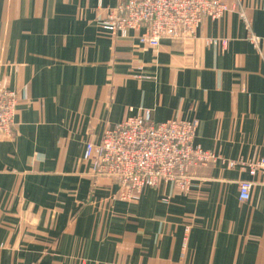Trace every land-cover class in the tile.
<instances>
[{"label":"crops","instance_id":"1","mask_svg":"<svg viewBox=\"0 0 264 264\" xmlns=\"http://www.w3.org/2000/svg\"><path fill=\"white\" fill-rule=\"evenodd\" d=\"M120 1L0 0V82L19 96L0 140V264H264V172L247 166L264 157V61L248 38H264V0L242 1L250 27L231 12L156 49L101 26ZM142 109L198 121L196 144L220 157L188 192L161 182L122 200L92 172L87 144Z\"/></svg>","mask_w":264,"mask_h":264},{"label":"built area","instance_id":"2","mask_svg":"<svg viewBox=\"0 0 264 264\" xmlns=\"http://www.w3.org/2000/svg\"><path fill=\"white\" fill-rule=\"evenodd\" d=\"M243 0H121L107 11L101 26L114 34L125 36L130 30H140L143 46L158 48L163 38L188 41L197 36L207 19H218L237 12L248 27ZM249 41L264 61V38L249 34ZM149 78V77H147ZM18 93L0 82V140L14 134ZM198 121L171 119L157 123L152 110L142 109L113 128L106 130L102 142L88 143L85 159L90 160L92 172L115 181L120 188L118 197L137 201L146 188L161 182L173 183L188 192L193 170L220 157L196 144ZM236 162H229L233 167ZM249 172H264V157L248 163ZM253 182L239 184V198H251Z\"/></svg>","mask_w":264,"mask_h":264},{"label":"rangeland","instance_id":"3","mask_svg":"<svg viewBox=\"0 0 264 264\" xmlns=\"http://www.w3.org/2000/svg\"><path fill=\"white\" fill-rule=\"evenodd\" d=\"M148 47H150V46H148ZM151 48H153V47H151ZM155 49V48H154ZM181 191V190H180ZM183 192V191H182Z\"/></svg>","mask_w":264,"mask_h":264}]
</instances>
